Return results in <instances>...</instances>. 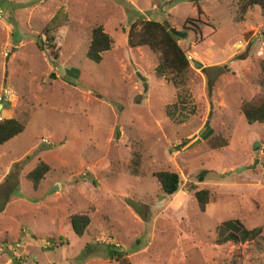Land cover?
I'll list each match as a JSON object with an SVG mask.
<instances>
[{
  "label": "rangeland",
  "instance_id": "374dc122",
  "mask_svg": "<svg viewBox=\"0 0 264 264\" xmlns=\"http://www.w3.org/2000/svg\"><path fill=\"white\" fill-rule=\"evenodd\" d=\"M238 1L0 0V120L25 124L0 146V264H115L107 247L131 264H264V124L239 111L259 92L264 15L255 6L236 22ZM60 8L67 22L52 60L38 45ZM142 21L187 34L177 41L189 62L177 87L155 77L156 55L128 46ZM98 26L113 45L95 64L86 51ZM215 136L226 146L211 149ZM38 162L50 172L33 190L25 176ZM156 172L178 175L174 195ZM200 190L209 191L204 212ZM76 214L90 219L81 238ZM228 220L262 233L218 246Z\"/></svg>",
  "mask_w": 264,
  "mask_h": 264
},
{
  "label": "trees",
  "instance_id": "16d2710c",
  "mask_svg": "<svg viewBox=\"0 0 264 264\" xmlns=\"http://www.w3.org/2000/svg\"><path fill=\"white\" fill-rule=\"evenodd\" d=\"M257 6L264 15L263 0H239L237 8L236 22L243 20L246 13ZM67 22V14L60 8L54 16L48 21L42 35L44 41H40L38 48L41 51H47L52 60L57 59L56 47L54 39L58 30ZM190 20H186V24L191 25ZM178 38L170 33L168 25H161L153 21H142L138 24L133 23L130 26L127 44L130 48H147L152 54L156 55L157 66L155 67V77L164 78L172 81L175 87L181 83V78L187 73L189 62L186 59L185 52L177 43ZM113 45L112 38L104 32L103 28L98 26L91 30L90 42L86 51L87 60L98 64L102 60V54L109 51ZM259 92L251 100L243 102L240 106V114L248 125L264 124V65L261 67V76L257 81ZM176 105H173V111L170 107L166 109V115L170 118L174 117ZM25 128L24 122L15 118H6L0 120V146L19 136ZM209 146L213 150H219L226 146V141L220 136L212 137ZM140 156L136 151L131 152L129 164V173L131 176H139ZM50 172V167L43 162H38L36 166L25 176L26 180L31 184L33 190H37L40 182ZM206 172H202L198 176V182H203V176ZM161 191L167 195H174L179 186V177L172 172H156L153 174ZM194 199L200 212H204L205 206L209 202V191L200 190L194 192ZM90 223V219L86 214H76L70 217V225L73 233L81 238ZM262 233V228H253L247 230L240 221L228 220L222 222L216 228L215 244L222 246L231 244L233 246L251 242L256 240ZM86 245L83 251H86ZM108 257L115 264H131L123 253L106 248ZM232 259L224 264H234Z\"/></svg>",
  "mask_w": 264,
  "mask_h": 264
},
{
  "label": "water",
  "instance_id": "95a60500",
  "mask_svg": "<svg viewBox=\"0 0 264 264\" xmlns=\"http://www.w3.org/2000/svg\"><path fill=\"white\" fill-rule=\"evenodd\" d=\"M170 33L178 38L179 40H183L186 38L187 34L185 32L182 31H176V30H170ZM2 108V105L0 104V109Z\"/></svg>",
  "mask_w": 264,
  "mask_h": 264
},
{
  "label": "built area",
  "instance_id": "2783aa9c",
  "mask_svg": "<svg viewBox=\"0 0 264 264\" xmlns=\"http://www.w3.org/2000/svg\"><path fill=\"white\" fill-rule=\"evenodd\" d=\"M0 20H2V12H1V10H0Z\"/></svg>",
  "mask_w": 264,
  "mask_h": 264
}]
</instances>
